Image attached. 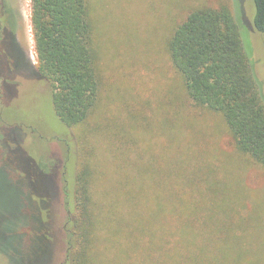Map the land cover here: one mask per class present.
Here are the masks:
<instances>
[{"label":"trees","instance_id":"16d2710c","mask_svg":"<svg viewBox=\"0 0 264 264\" xmlns=\"http://www.w3.org/2000/svg\"><path fill=\"white\" fill-rule=\"evenodd\" d=\"M253 2V28L264 36V0ZM95 13L93 0H32L37 61L30 72L50 84L56 115L80 143L63 167L65 264H264V245L246 261L239 253L252 234L253 210L242 215L247 206L238 198L252 194L241 178L239 189L223 186L211 156H224L222 139L235 164L264 171V93L251 40L260 34L244 30L230 0L194 7L166 40L173 77L161 91L165 99H143L149 112L131 100L120 120L100 110L107 70ZM135 130L165 141L147 147ZM103 140L122 152L115 166L127 181L116 184L125 193L96 189Z\"/></svg>","mask_w":264,"mask_h":264},{"label":"rangeland","instance_id":"374dc122","mask_svg":"<svg viewBox=\"0 0 264 264\" xmlns=\"http://www.w3.org/2000/svg\"><path fill=\"white\" fill-rule=\"evenodd\" d=\"M93 2L97 39L107 70L100 110L106 109L109 116L124 120L128 116L129 101L149 112L150 105L143 104V99L152 100L156 105L165 99L161 91L173 77L166 50L168 35L194 7L204 2L216 5L218 0ZM230 2L244 30L249 33L246 26H250L260 34L253 28V0ZM3 13L9 16L10 24L0 33V264H65L66 234L63 225L68 214L62 194L63 167L68 155L77 156L80 143L71 128L67 135L56 115L52 98L48 96L50 84L36 79L30 72L37 61L31 20L32 0H0V16ZM251 37L254 67L264 93V36ZM135 132H140L139 136L147 147L152 145L158 149L165 141L153 131ZM214 140L215 136H212L209 141L212 144ZM220 142L223 143L224 156H211L217 158L216 172L222 185L228 181L239 189L241 178L248 194H252L251 197L244 195L238 198L247 206L246 209L242 207V215H252L253 210L247 230L252 234L245 244L242 243L243 250L239 251L242 261H246L245 258L254 257V253H259L261 245H264V230L261 228L264 225V171L258 165L245 167L239 163V167L236 160H231L239 159L230 151L229 145L222 139ZM121 153L103 140L102 148L96 152L98 191L122 190L125 193L127 190L116 184L117 179L127 181L115 166L116 160L123 158ZM129 157L136 156L132 154ZM198 164L194 162L192 165ZM128 172L136 174L132 167ZM230 172L236 176L233 181L229 178ZM199 174L203 187L209 184L206 175L203 176V168ZM240 228L245 231V226ZM239 234L244 238L242 232Z\"/></svg>","mask_w":264,"mask_h":264},{"label":"flooded vegetation","instance_id":"af4514ba","mask_svg":"<svg viewBox=\"0 0 264 264\" xmlns=\"http://www.w3.org/2000/svg\"><path fill=\"white\" fill-rule=\"evenodd\" d=\"M16 14V13H15ZM16 17H17V21H19V17H18V14H16ZM9 24H10V18L7 14L3 13L1 16H0V33H1V30L3 28H6L7 26L9 27ZM6 25V26H5Z\"/></svg>","mask_w":264,"mask_h":264}]
</instances>
